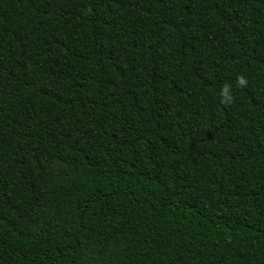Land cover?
<instances>
[{"label": "trees", "instance_id": "16d2710c", "mask_svg": "<svg viewBox=\"0 0 264 264\" xmlns=\"http://www.w3.org/2000/svg\"><path fill=\"white\" fill-rule=\"evenodd\" d=\"M0 264H264V0H0Z\"/></svg>", "mask_w": 264, "mask_h": 264}, {"label": "clouds", "instance_id": "9594fccd", "mask_svg": "<svg viewBox=\"0 0 264 264\" xmlns=\"http://www.w3.org/2000/svg\"><path fill=\"white\" fill-rule=\"evenodd\" d=\"M240 83H241V84L244 83L243 79L240 80ZM226 92H227V90H225V94H226Z\"/></svg>", "mask_w": 264, "mask_h": 264}]
</instances>
